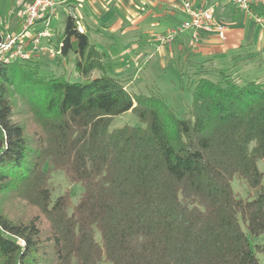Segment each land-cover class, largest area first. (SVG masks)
I'll list each match as a JSON object with an SVG mask.
<instances>
[{
    "label": "trees",
    "instance_id": "16d2710c",
    "mask_svg": "<svg viewBox=\"0 0 264 264\" xmlns=\"http://www.w3.org/2000/svg\"><path fill=\"white\" fill-rule=\"evenodd\" d=\"M78 26L70 13L52 41L76 80L0 59V264H261L264 79L182 63L193 91L181 117L110 75ZM127 112L142 126L112 129ZM53 171L83 188L71 213L69 193L52 200Z\"/></svg>",
    "mask_w": 264,
    "mask_h": 264
},
{
    "label": "crops",
    "instance_id": "0c3cea01",
    "mask_svg": "<svg viewBox=\"0 0 264 264\" xmlns=\"http://www.w3.org/2000/svg\"><path fill=\"white\" fill-rule=\"evenodd\" d=\"M184 1L186 0H60L58 8H63V18L56 32L60 34L64 30V18L73 13L78 25L89 36L91 44L104 54L108 73L129 78L132 66L140 70L144 66V60L147 65L152 66L155 57L160 58L163 68L174 60L179 68L183 63L196 69L203 62L216 65L251 53L252 49L264 50V26L256 24L232 0H188L195 5L214 9L215 20L226 26V40H222L217 34L202 33L192 43V32L188 31L173 44L159 47L154 38L187 19L183 11ZM254 11L264 16V4L258 3ZM9 14L8 19L3 20L4 25L8 26V31L17 32L18 19L12 12ZM58 18L57 14L52 26ZM41 27H44L43 22L32 32L35 33ZM68 59L74 61V55L70 54ZM178 72L181 74L179 69ZM129 83H133L132 78Z\"/></svg>",
    "mask_w": 264,
    "mask_h": 264
},
{
    "label": "rangeland",
    "instance_id": "374dc122",
    "mask_svg": "<svg viewBox=\"0 0 264 264\" xmlns=\"http://www.w3.org/2000/svg\"><path fill=\"white\" fill-rule=\"evenodd\" d=\"M19 3L20 0H0V19H8L10 15L9 13L16 9ZM57 14L59 15L58 20L53 26L51 25L50 27L53 30L52 36H54L52 41L58 37L59 33L57 34L56 31L62 22L63 8H58ZM55 28L56 30L54 31ZM40 29H42V27ZM33 57H35V60L32 61L33 63H31L32 65L30 66L39 75L50 78L65 72L71 80L77 79L74 73L73 59H68L66 62L59 63L57 60H55V58H51L49 54L45 52H38L34 54ZM38 57L40 60H37ZM235 60L239 61L235 62ZM172 61L167 64L166 68L161 66L160 58L158 57H155L154 64L152 66H150L151 64L147 65L146 60L142 61L144 66H141L140 70H138V67L132 66L130 76L133 83L130 84L129 81L131 78L126 76V78H128L126 85L128 90L134 92L135 94H160L166 99L167 103L173 108L177 115L181 117L188 116L192 102L193 88L188 86L187 78L183 77V74L181 75L180 72H178V69H181V67L179 68V65L176 62L174 63V60ZM219 69L225 70L228 74H237L245 81L254 78L264 79V50L259 51V49H252L251 53H245L241 56H237L230 62L224 61L216 63V65H213L211 68V72L214 73L216 78L218 77ZM124 125L142 126L139 123L137 117L132 112H127L116 117L111 128L114 129ZM259 167L262 171H264V162L261 161L259 163ZM45 169H47V167H45ZM50 185L52 188L53 201L65 193L70 194L71 206L69 211L71 213L80 200L83 192L82 186L80 184H74L70 182L63 171L52 172ZM232 185L235 193L240 198L245 200L249 199L250 190L245 181L241 179H235ZM242 226L245 232H247L243 223ZM96 238L97 240H100L99 233H97ZM250 238L253 245H264V235L259 238ZM257 256L260 260V263L264 264V255L257 253ZM104 264L111 263L105 262Z\"/></svg>",
    "mask_w": 264,
    "mask_h": 264
},
{
    "label": "built area",
    "instance_id": "2783aa9c",
    "mask_svg": "<svg viewBox=\"0 0 264 264\" xmlns=\"http://www.w3.org/2000/svg\"><path fill=\"white\" fill-rule=\"evenodd\" d=\"M232 1L256 24L264 26V16L254 11L258 3L264 4V0ZM59 5L60 0H20L18 7L12 11L18 19L19 30L17 32L8 31V26L4 25L3 20L0 19V27H3L4 31V41L0 45V59L5 61L30 60L38 52H45L51 58L59 56L60 51L53 47L50 29L51 22L57 16ZM183 11L187 16L184 22L155 38L159 47L173 44L179 36L188 31L192 32V43H195L202 33L217 34L222 40H226V26L215 20V11L212 7L198 6L186 0L183 4ZM40 22H43L45 27L33 33L32 30ZM78 31L84 33L83 27L78 26Z\"/></svg>",
    "mask_w": 264,
    "mask_h": 264
}]
</instances>
